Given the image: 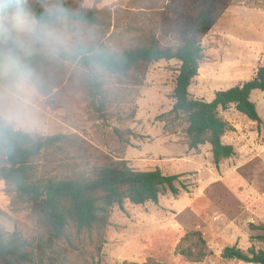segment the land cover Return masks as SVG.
<instances>
[{
	"label": "rangeland",
	"instance_id": "374dc122",
	"mask_svg": "<svg viewBox=\"0 0 264 264\" xmlns=\"http://www.w3.org/2000/svg\"><path fill=\"white\" fill-rule=\"evenodd\" d=\"M51 2L30 0L44 8ZM167 2L63 0L73 13L91 12L96 18V23L83 24L84 46L112 50L151 39L162 46L175 44V35L164 34L160 27ZM230 24L235 26L233 39L238 44H251L264 26V0H231L203 37L205 57L189 86L193 97L208 99L219 87H231L226 82L215 86L217 79L210 78L212 63L223 58L225 62L228 49L226 35L218 30ZM178 67L177 59H161L140 62L125 75L107 73V102L101 110L87 94L85 69L62 58L48 59L34 68L39 87L29 91L26 101L24 93L13 101L0 82V116L14 128L33 137L63 134L32 161L35 180L92 177L99 167L116 160H125L136 170L159 168L164 174H180L175 181L177 194L165 188L157 202L125 201L123 209L114 206L102 229L70 226L65 237L34 245L31 264H123L149 257L167 264H256L225 259L221 252L233 244L243 250H264V124L260 128L255 123L259 135L253 139V150L233 174L217 171L206 152L199 156L203 165L196 169L186 167L183 156H176L171 165L163 163L165 146L187 140L185 120L167 115ZM250 97L264 117V89L252 90ZM0 227L33 244L42 235L29 203L18 199L5 182H0ZM190 230H199L206 240L208 254L201 261L178 251L181 237Z\"/></svg>",
	"mask_w": 264,
	"mask_h": 264
},
{
	"label": "trees",
	"instance_id": "16d2710c",
	"mask_svg": "<svg viewBox=\"0 0 264 264\" xmlns=\"http://www.w3.org/2000/svg\"><path fill=\"white\" fill-rule=\"evenodd\" d=\"M231 0H168L164 7L160 27L164 34H173L175 44L162 46L155 39L120 50L83 46L78 58L66 59L88 71L89 57L105 61L104 75L92 79L86 77L87 94L101 110L107 102L105 75H125L140 62L161 59H177L178 73L172 91L173 103L167 115L172 120L184 119L185 134L190 148L208 143L211 146L212 162L219 163L234 154V147L222 141L223 134L232 126L219 115V109L234 106L258 127L264 124L250 94L254 89H264V65L255 70L251 79L216 90L212 100L193 97L189 86L198 74L200 62L205 55L203 37L212 29L226 11ZM39 14L45 8L30 3ZM66 7L65 3H63ZM67 8V7H66ZM84 22L96 23L91 12L75 13ZM48 60L42 55L33 56L31 64ZM63 134L33 137L16 129L0 116V182L10 184L18 199L28 202L31 215L42 230L37 244L22 239L16 232L6 233L0 227V264L34 263L33 246L39 242L50 243L65 237L70 226L77 230L104 228L114 206L123 209L125 201L132 204L157 202L162 190L168 188L177 194L175 181L180 174H164L159 168L136 170L125 160H116L98 168L96 175L87 178L50 177L44 181L33 178L32 161L45 148L54 146ZM38 245V246H37ZM178 251L192 261H201L208 254L206 240L199 230L187 231L178 243ZM225 259L251 260L264 264V250H243L237 244L223 248ZM55 264V263H51ZM123 264H167L149 257L143 262L124 261Z\"/></svg>",
	"mask_w": 264,
	"mask_h": 264
},
{
	"label": "clouds",
	"instance_id": "9594fccd",
	"mask_svg": "<svg viewBox=\"0 0 264 264\" xmlns=\"http://www.w3.org/2000/svg\"><path fill=\"white\" fill-rule=\"evenodd\" d=\"M83 18L66 8L63 0H52L37 14L30 0H0V82L15 101L21 93L39 87L31 58L74 59L83 50ZM105 61L89 57L85 76L104 75Z\"/></svg>",
	"mask_w": 264,
	"mask_h": 264
},
{
	"label": "crops",
	"instance_id": "0c3cea01",
	"mask_svg": "<svg viewBox=\"0 0 264 264\" xmlns=\"http://www.w3.org/2000/svg\"><path fill=\"white\" fill-rule=\"evenodd\" d=\"M234 30L235 26L231 24L230 26H225V28H219L218 30V32L226 35L228 49L226 50L227 53L224 56L226 58L225 62L223 58L220 62L218 61L214 65L212 63L210 78L217 79V81L212 83L215 86H219L225 82L230 84L229 86L231 87L241 84L252 78L258 66L264 65V26H261L262 32L253 37L255 38V41L246 46L238 44L233 39L236 32ZM216 58H219V56ZM199 72L200 66L198 73ZM220 89H223V87H219L216 90ZM215 91L206 100H212ZM219 110L220 117L233 127L232 130H227L223 134L222 141L234 147V154L229 158L222 160L219 163V166L215 167L216 170H219L221 173L233 174L238 170V168L248 161L249 157L246 156V154L253 150V139L258 137L259 132L256 126L257 123L252 120L248 121L246 118L240 116L236 112L234 106ZM261 118L264 120V117ZM253 125L256 126L255 130L253 129ZM164 148L165 161H163V163L171 165L173 162L172 159H175L176 156H183V161L186 167L196 169L203 165L199 156L202 155V152H206L209 162L214 165L212 162L211 146L208 143L199 145L197 148H190L186 140L181 145H179V143L172 142L171 145L165 146Z\"/></svg>",
	"mask_w": 264,
	"mask_h": 264
},
{
	"label": "water",
	"instance_id": "95a60500",
	"mask_svg": "<svg viewBox=\"0 0 264 264\" xmlns=\"http://www.w3.org/2000/svg\"><path fill=\"white\" fill-rule=\"evenodd\" d=\"M248 262H251V260H247Z\"/></svg>",
	"mask_w": 264,
	"mask_h": 264
}]
</instances>
